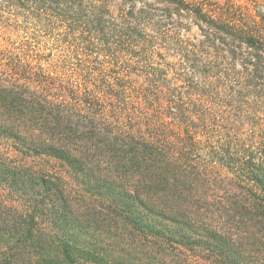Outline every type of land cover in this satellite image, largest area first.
I'll list each match as a JSON object with an SVG mask.
<instances>
[{"label":"trees","instance_id":"16d2710c","mask_svg":"<svg viewBox=\"0 0 264 264\" xmlns=\"http://www.w3.org/2000/svg\"><path fill=\"white\" fill-rule=\"evenodd\" d=\"M0 264H264V0H0Z\"/></svg>","mask_w":264,"mask_h":264},{"label":"rangeland","instance_id":"374dc122","mask_svg":"<svg viewBox=\"0 0 264 264\" xmlns=\"http://www.w3.org/2000/svg\"><path fill=\"white\" fill-rule=\"evenodd\" d=\"M80 205H82V202L80 201Z\"/></svg>","mask_w":264,"mask_h":264}]
</instances>
